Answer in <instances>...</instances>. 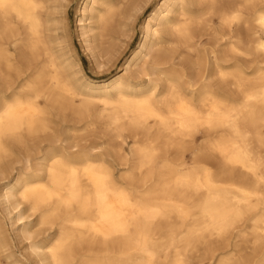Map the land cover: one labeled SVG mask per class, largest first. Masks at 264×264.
<instances>
[{
	"label": "bare ground",
	"instance_id": "bare-ground-1",
	"mask_svg": "<svg viewBox=\"0 0 264 264\" xmlns=\"http://www.w3.org/2000/svg\"><path fill=\"white\" fill-rule=\"evenodd\" d=\"M48 1L0 0V176L17 174L8 203L58 229L44 264H206L194 259L218 251L214 264H264L252 147H264V0H161L122 67L137 69L102 83L60 61ZM79 8V26L109 33L122 13L112 0ZM67 108L84 124L67 131L104 127L114 152L62 138ZM249 215L253 244L231 243Z\"/></svg>",
	"mask_w": 264,
	"mask_h": 264
},
{
	"label": "rangeland",
	"instance_id": "rangeland-1",
	"mask_svg": "<svg viewBox=\"0 0 264 264\" xmlns=\"http://www.w3.org/2000/svg\"><path fill=\"white\" fill-rule=\"evenodd\" d=\"M114 4L121 7L122 13L117 17V28L114 33L103 31L98 28L94 19L84 18L81 26L78 25L80 17L79 6L82 0H49L47 3V13H49L54 22L52 28L47 33L53 38V45L57 49V55L60 61H66L74 65L77 73L76 80L81 78L94 79L99 82H106L111 76L116 74H131L137 68L131 64L128 72L122 70L125 59L136 49L140 41L146 17L157 7L161 0H112ZM227 2L229 0H223ZM174 16L171 15V18ZM164 21V20H163ZM161 21V22H163ZM160 22V23H161ZM154 28L158 24H153ZM83 27V28H82ZM83 33V36H82ZM91 42L92 53L86 54L83 39ZM206 38H204L205 41ZM151 44V43H150ZM96 59V65L93 62ZM80 84V83H79ZM239 96L241 94L239 93ZM242 97V96H241ZM80 103L79 99H76ZM95 110H101L103 106L98 103H92ZM54 124L58 134L67 141L72 137L81 141L83 144L93 142L98 145L97 151L103 152L109 148L114 152L115 147L110 149L109 136L105 135L104 127L95 134L92 132L67 131V128L84 126L79 122V118L73 115V110L67 108L60 117H55ZM67 132V133H66ZM104 132V133H103ZM70 138V140H69ZM74 140V139H72ZM253 150L257 159L260 160V169L264 174V147L257 143H252ZM222 162V156L214 151L211 153L210 166L215 169ZM17 168L23 167V163L16 164ZM17 174L16 171L11 177L0 176V264H15V261H21L23 264H44V253L47 251L49 240L47 236L55 235L58 232L56 226L39 225L38 213L28 210L27 206L22 204L15 207L5 200V190L9 183H13ZM264 194V187L262 188ZM264 198V195H263ZM260 213L264 215V204L259 208ZM252 216H247L243 222H240L239 230L235 229L230 235L231 243L253 244L257 236ZM32 232L30 235L27 232ZM33 243H37L41 250L37 255ZM214 258L216 260L217 255ZM203 260L206 264H214L215 260L209 262L202 255L194 259L198 263Z\"/></svg>",
	"mask_w": 264,
	"mask_h": 264
}]
</instances>
